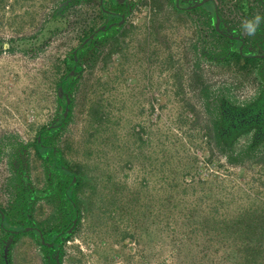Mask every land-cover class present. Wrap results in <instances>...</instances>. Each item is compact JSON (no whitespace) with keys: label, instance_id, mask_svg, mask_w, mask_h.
<instances>
[{"label":"rangeland","instance_id":"rangeland-1","mask_svg":"<svg viewBox=\"0 0 264 264\" xmlns=\"http://www.w3.org/2000/svg\"><path fill=\"white\" fill-rule=\"evenodd\" d=\"M189 1L202 3L210 12L217 9L218 17L223 7L229 31L243 30L246 18L234 8L241 6L239 0L180 3ZM247 2L252 5V0ZM167 3L0 0L2 207L9 197L6 181L12 176L16 149L28 148V182L36 190L46 186L45 166L34 156L33 144L40 128L54 127L61 114L65 116L62 89L56 82L66 74L64 59L77 55L83 32L95 22L99 28L114 25L120 17L142 30L126 37L133 40L129 57L116 50L107 59L111 44L99 51L95 67L83 73L88 83L76 92L70 123L60 135L57 147L72 164L82 165L87 176L80 194L82 220L71 232L75 234L67 241L64 236H43L36 231L18 238L0 235V264H51L53 257L61 258V264H173L170 236L175 234V216L164 212L168 196V203L205 215L204 222H210L209 214L234 216L264 203V165H228L219 151H211L209 119L185 103L191 86L181 82L192 70L183 48L196 42V34L187 18L171 15ZM258 5L254 4L251 19L260 15ZM98 7L109 15L103 21L95 20ZM144 39L152 44L149 60L139 52ZM124 59L128 69L122 72ZM204 64L209 85L230 88L235 98H246L257 87L253 79L239 85L233 73L216 62ZM53 210V204L38 200L29 221L37 231L40 224L51 230L56 225Z\"/></svg>","mask_w":264,"mask_h":264},{"label":"trees","instance_id":"trees-1","mask_svg":"<svg viewBox=\"0 0 264 264\" xmlns=\"http://www.w3.org/2000/svg\"><path fill=\"white\" fill-rule=\"evenodd\" d=\"M167 1L171 15L187 18L193 25L194 36L196 34V42L192 45L186 44L183 48L186 63L192 70V74L181 82L191 86L190 97L186 102L183 101L196 107L201 116L209 119L211 151H219L223 160L232 167L264 165V22L260 24L254 37L247 36L241 29L235 34L229 31L224 22L223 7L218 9L220 20L217 23L216 9L210 12L196 3L186 6L179 0ZM239 1L241 6L235 5L234 8H238L235 9L236 12H242L246 20L252 18L250 14L256 3L261 8L260 16L264 17V0H252L251 6L247 0ZM209 3L213 5L212 2ZM198 14L199 18L203 19L202 23L197 18ZM108 16L98 7L95 20L103 21ZM95 23L83 32L77 55L64 59L62 65L66 74L56 82L57 88L62 89L60 103L64 106L63 112L69 109L67 116L61 114L54 127L40 128L34 140V156L43 161L45 166L44 189L36 190L25 177V171L28 169V153L25 150L28 148L15 150L16 159L11 165L12 176L6 181L9 197L6 206H0L2 239L18 238L36 231L25 230L32 227L27 220L32 217L38 200L54 205L52 218L56 225L50 230L48 226L40 224V230L36 232L42 233L43 236L60 235L66 237L67 241L75 234H68L73 220H77V226L81 223L83 209L80 194L87 178L86 171L82 165H74L67 160L62 150L57 147L60 135L64 134L70 123L76 92L80 85L86 87L88 83L87 79L84 80L83 73L95 67L99 51L103 46L111 44L107 59L116 50L125 51L123 55L129 57L128 49L131 48L133 40L127 41L126 37L130 32L140 30V26L134 27L126 21L121 23V20L116 21L114 25L100 28ZM151 46L147 39L139 45V52H142L147 60L151 55ZM125 60L121 64L122 72L128 69V60ZM207 61L216 62L219 68L232 72L233 80L239 85L253 79L257 83L255 91L240 99L231 95L230 88H212L208 82V68L204 64ZM73 69L77 74L68 77V72ZM67 97L70 99L69 103ZM94 122H90L91 126H94ZM166 152L172 150L166 149ZM166 156L168 158L167 154ZM168 168L170 169L169 166ZM166 193L168 196L169 192ZM166 200L165 214L175 216V227L172 228L175 234L170 236V242L174 244L173 264H264V203L253 204L238 211L234 216L209 214L210 222H204L205 215L198 214L195 209L185 210L176 204L168 203L170 196ZM191 217H197L196 221L191 220ZM6 224L10 227L7 228ZM14 227L22 229H12ZM41 248L49 250V247L42 245ZM61 261V258L53 257L51 264H61Z\"/></svg>","mask_w":264,"mask_h":264},{"label":"clouds","instance_id":"clouds-1","mask_svg":"<svg viewBox=\"0 0 264 264\" xmlns=\"http://www.w3.org/2000/svg\"><path fill=\"white\" fill-rule=\"evenodd\" d=\"M262 22H264V17H262L260 15H256L251 20L243 21L242 22V28L244 30V34H246L247 36L254 37Z\"/></svg>","mask_w":264,"mask_h":264},{"label":"flooded vegetation","instance_id":"flooded-vegetation-1","mask_svg":"<svg viewBox=\"0 0 264 264\" xmlns=\"http://www.w3.org/2000/svg\"><path fill=\"white\" fill-rule=\"evenodd\" d=\"M179 2H180V0H179ZM182 4V3H181ZM191 4H194V2H191V1H189L187 4H185L186 6H188V5H191ZM182 5H184V4H182ZM216 13H217V9H216ZM216 15V14H215ZM218 19V21H217V23H219V17L218 16H216V20ZM118 20H121V23L122 22H124L125 21V17H120ZM30 219V218H29ZM29 219L27 220L28 222H30L31 223V221H29ZM74 221L75 220H73V223H74ZM76 223H77V221H76ZM32 224V223H31ZM75 226V225H74ZM73 225L70 227V228H72V227H74ZM31 230V232L33 231V229L34 230H36L37 231V229L36 228H34V226L32 225V227H29ZM70 230V229H69ZM13 231V230H12ZM11 231V232H12ZM14 232V231H13ZM59 237L61 238V236L59 235Z\"/></svg>","mask_w":264,"mask_h":264},{"label":"water","instance_id":"water-1","mask_svg":"<svg viewBox=\"0 0 264 264\" xmlns=\"http://www.w3.org/2000/svg\"><path fill=\"white\" fill-rule=\"evenodd\" d=\"M200 5H202V3H200L199 6H200ZM217 21H218V19H217ZM60 91H61V90H60ZM67 103H69V100H67ZM67 112H68V109H66L65 116H66ZM76 221H77V220L74 221L73 226L76 224ZM72 229H73V227L68 231V234H70V233L72 232ZM30 230H31V229L28 228V229H26L25 231H30Z\"/></svg>","mask_w":264,"mask_h":264}]
</instances>
